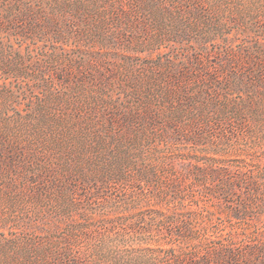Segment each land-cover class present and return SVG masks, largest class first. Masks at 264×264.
I'll return each mask as SVG.
<instances>
[{"label":"rangeland","instance_id":"rangeland-1","mask_svg":"<svg viewBox=\"0 0 264 264\" xmlns=\"http://www.w3.org/2000/svg\"><path fill=\"white\" fill-rule=\"evenodd\" d=\"M3 2L0 264H176L261 245L264 0H197L199 16L167 1L32 0L75 21L59 42L55 29L21 35L24 24L4 16L15 0ZM120 6L130 23L113 38L107 19ZM68 53L98 60L79 67ZM184 70V82L170 81ZM129 111L139 123L121 120ZM194 165L219 174L183 177ZM222 181L234 185L226 201Z\"/></svg>","mask_w":264,"mask_h":264},{"label":"trees","instance_id":"trees-1","mask_svg":"<svg viewBox=\"0 0 264 264\" xmlns=\"http://www.w3.org/2000/svg\"><path fill=\"white\" fill-rule=\"evenodd\" d=\"M1 1V0H0ZM134 1H140V0H134ZM153 1H160V2H164L167 1L169 2V4L171 3L172 5H176L178 6V8L181 6L185 8L184 12L194 15V16H199L200 14V9L199 7L196 5V1L197 0H188L186 1V5L184 4L185 2H183V0H153ZM2 3L3 0L0 2V8L4 7L6 5H3ZM14 7L7 9L6 13L4 14L5 18H6V23L9 22V20L15 21V20H19L20 22H22L24 24V27L22 28V30L20 31L21 35L26 34L29 31L32 32H37L38 34H45L47 33L50 29H55L54 30V36L55 39L59 42L61 40V38H66L70 35V32H72L73 28H75V21L72 20H67V23H63V21H61V23H59L60 18L57 16H53L56 14V11L54 9H52L51 11V16L47 15L44 10H42L41 8H37L33 6L32 0H29L28 3H25L24 0H15L14 2ZM121 4V3H120ZM166 4V3H165ZM21 5H24L23 8H21ZM152 6V5H151ZM18 7V8H15ZM118 12L116 14V18H109L107 19V21L113 20V22H115L116 24L114 25L116 27L115 29V33H113V38H117V36L120 35L121 33V29L122 27L124 29L127 28V26H129L130 20L129 17H125L122 18L121 14H122V10H121V6L117 8ZM181 10V9H179ZM128 13V12H127ZM126 13V14H127ZM182 14L181 11H179V15ZM119 15V17H118ZM118 17V18H117ZM197 21V20H195ZM75 23V24H74ZM263 26V25H262ZM117 28H121V29H117ZM262 36L264 38V26L260 29ZM135 54L137 55V53H126L124 55V61L123 62H130L132 61L131 59L133 57H135ZM263 54H264V50H263ZM68 57H67V61L69 64H73L79 67H83L85 62H92V60H94L96 62V57H91L89 53H85V55H82L80 57L78 56H71V54L68 53ZM77 58H79L77 60ZM104 60L107 64L108 61H106L105 59H101ZM183 72V73H181ZM186 70L184 71H179V73L176 74H172L170 76V81L173 83H182L185 81V73ZM244 73L241 75V77H239L236 81V83L234 84L235 86H237L239 88V90H245L246 89V82L244 81ZM206 90V89H204ZM261 91L264 93V59H261ZM185 92V99H186V103H190L189 105L193 107V109H195V105L194 102L195 100H191L189 99V95L188 92L186 90L185 85H183V89H182V93ZM202 92L203 89H202ZM189 100V101H188ZM134 112V111H133ZM133 112H128L127 115L122 116L121 120H123V122L125 121V123H139V119L138 117L135 115V113ZM179 114V112L177 111H172L171 116L176 117ZM145 120V118H143ZM143 120V121H144ZM155 117L153 116L150 117V121H154ZM202 121V120H201ZM145 122V121H144ZM169 123V124H168ZM168 129H171V131H174L178 128V126L176 125V123L174 121H168L167 125ZM173 128V129H172ZM178 132V131H177ZM166 138V137H164ZM198 140V139H196ZM199 141V140H198ZM192 172L190 174V170L184 172L185 174L183 175V177H186L190 175H192L194 172H196L197 174H199L201 177H197V182H200V178H202V180H208V181H213L215 178H217V175L219 173L211 171V170H206V169H199V167H197V165H194L192 167ZM123 175H119L117 176L115 179L117 181H121L123 180ZM253 182V181H252ZM254 183V182H253ZM174 185H176L175 187L172 186V189H174V192H176V194H179L178 196V204L182 203V201L184 200V198H182L181 194L184 192V189H181L179 186H177V183H173ZM247 185H249L251 187V184L248 183ZM171 187V186H170ZM250 189V188H249ZM233 190H234V185L233 182H228V181H222V186L219 187V189L217 190V193L219 197H221V195H224L221 197V199L223 201L225 200V195H229L231 196L233 194ZM253 191H255L256 189H252ZM250 189V191H252ZM209 191H212L211 189H209ZM221 192V193H220ZM252 195V194H251ZM219 197H217L218 199H220ZM261 201H260V205L261 209L259 210V212H261V214H264V190L263 193L261 195ZM247 199H241V204H239L238 209H236L235 207L233 209H231V215L234 218H238L240 216L241 210L242 208L244 210H246L247 205ZM227 208V207H226ZM171 224L177 221H170ZM177 225L180 226V228H183V230H187V226H186V221L180 217L179 221L177 222ZM261 235L264 236V226L261 228ZM232 244V243H231ZM70 264H75L73 261V259H68ZM176 264H264V241L261 242V245L258 247L256 245L253 246H248V247H243V248H236L233 245H223L220 246L216 249H214L213 251H206L205 253H203L200 256H197L196 258H186V259H180L177 261Z\"/></svg>","mask_w":264,"mask_h":264}]
</instances>
